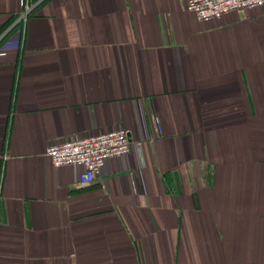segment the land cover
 <instances>
[{
  "label": "crops",
  "instance_id": "1",
  "mask_svg": "<svg viewBox=\"0 0 264 264\" xmlns=\"http://www.w3.org/2000/svg\"><path fill=\"white\" fill-rule=\"evenodd\" d=\"M187 1L0 0V264H264V6ZM116 128L89 186L45 155Z\"/></svg>",
  "mask_w": 264,
  "mask_h": 264
},
{
  "label": "built area",
  "instance_id": "2",
  "mask_svg": "<svg viewBox=\"0 0 264 264\" xmlns=\"http://www.w3.org/2000/svg\"><path fill=\"white\" fill-rule=\"evenodd\" d=\"M35 4H37L35 0H21L22 12L17 21L25 22ZM262 6L264 0H188L186 8L193 12L198 20H212L219 19L229 12ZM140 144L141 142H135L137 147ZM131 146L127 131L116 128L96 135L52 144L46 148L45 155L56 167H81L78 181L82 186H89L94 182L107 159L128 155Z\"/></svg>",
  "mask_w": 264,
  "mask_h": 264
}]
</instances>
